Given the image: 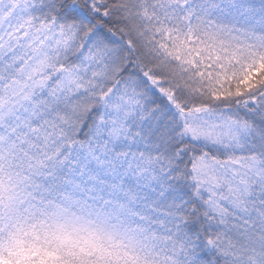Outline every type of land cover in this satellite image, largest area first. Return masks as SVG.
<instances>
[{"label":"snow or ice","instance_id":"obj_1","mask_svg":"<svg viewBox=\"0 0 264 264\" xmlns=\"http://www.w3.org/2000/svg\"><path fill=\"white\" fill-rule=\"evenodd\" d=\"M0 264H264V0H0Z\"/></svg>","mask_w":264,"mask_h":264}]
</instances>
